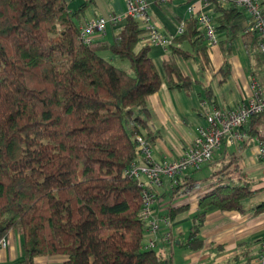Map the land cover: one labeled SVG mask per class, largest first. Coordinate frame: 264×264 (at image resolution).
<instances>
[{
  "label": "trees",
  "instance_id": "16d2710c",
  "mask_svg": "<svg viewBox=\"0 0 264 264\" xmlns=\"http://www.w3.org/2000/svg\"><path fill=\"white\" fill-rule=\"evenodd\" d=\"M88 1L69 11L65 0H0V237L21 236L23 255L15 264L51 255H60L61 264H170V253L145 243L143 187L126 173L138 158L136 136L149 146L155 137L146 98L162 82L149 46L140 44L144 29L129 16L111 42L78 39L77 19ZM213 13L215 32L237 35L238 10L214 5ZM239 34L256 45L253 34ZM166 48L164 81L188 91L192 82L174 57L187 60L192 53L201 70L209 66L210 47L196 16ZM103 52L127 61L128 69ZM203 92L210 102L209 88ZM262 125L264 110L244 128L253 135ZM224 169L206 176L216 179L191 215L184 243L191 251L202 247L198 230L208 207L243 212L255 192L252 181L236 182ZM199 185L182 174L161 196ZM182 209L168 207L166 215L173 219ZM254 209L263 210L264 201Z\"/></svg>",
  "mask_w": 264,
  "mask_h": 264
},
{
  "label": "crops",
  "instance_id": "0c3cea01",
  "mask_svg": "<svg viewBox=\"0 0 264 264\" xmlns=\"http://www.w3.org/2000/svg\"><path fill=\"white\" fill-rule=\"evenodd\" d=\"M85 1L87 0H65V5L69 11H75ZM126 1L90 0L85 4L81 13H79L77 24L82 25L87 19L96 16H120L121 19L119 22L116 24H107L102 33L95 32L92 35V40H106L111 42L118 28L124 24L123 17L125 16ZM145 1L148 3L147 15L162 34L170 35L174 33L178 21L187 17L185 0ZM235 19L232 22L237 28L236 36L232 38L225 36L223 29L216 31V36L219 41L216 45L218 50L222 54H227V56L231 52L233 54V57L228 56V63L226 62L227 65L224 72L220 69L214 71L210 60L208 68L201 70L199 63L194 59L192 53L191 57L187 60L174 57L180 71L188 76L192 82L188 91L169 88L164 81L154 93L147 96L146 104L150 113L149 126L155 135L153 141L150 143V148L151 155L155 161L171 162L179 158L183 149L192 143L197 135L198 128L204 123V118L201 116V112L204 109H233L246 103L250 97L252 93L250 83L253 80L251 78L252 70H254L253 66L258 62L262 63L264 67V63L256 45L252 44V40L248 37L240 36L241 28L235 23ZM140 44H142L141 41ZM185 44L186 46L184 43H178L176 46L189 50L188 44ZM251 50L254 52L253 62L250 57ZM169 52L170 50L166 47L154 45L153 48L149 46L148 56L153 62L161 66L163 58ZM238 52L244 55L243 59L240 60L238 58L236 54ZM208 55H210V52ZM108 59L111 60V58ZM218 73L221 74V78L215 80ZM256 80L255 78L254 81ZM256 82L264 90V82L260 83L258 80ZM223 85H227L228 89L223 94L219 93L220 97H218L216 95V88ZM206 87L210 90V102H207L204 96L203 89ZM203 99L205 105L202 104ZM235 144L238 150L247 152L250 160H252V156L255 158L256 147L250 140ZM229 147L221 144L214 152L212 158L207 161L209 162L208 164L210 165L212 160H216L218 156L224 159ZM234 156V154L231 155L235 160ZM231 157L230 160H232ZM236 158L239 159L240 155L236 156ZM259 161L262 162L261 160ZM212 163L214 164V161ZM211 167L212 164L210 165ZM225 167L226 165H223L222 169ZM198 169L200 167L197 169L187 168L183 174L187 175L188 171L194 172ZM263 187L264 184L257 188L252 187L256 191L249 198V201L245 203L243 212L222 211L214 206L208 207L205 212L203 224L198 230V235L202 240V247L195 251H191L184 246L181 240L182 229L178 225L180 221L187 220L185 217H179L188 207L184 203L185 198H182L181 196L183 195L181 194L173 197H169L166 194L162 199L166 201L167 207L183 206V209L177 211L174 218L170 219L166 213L159 211V204L163 201H156L157 206L155 210L154 204L151 206L152 215L157 220V225L159 222L161 223L158 225L157 232L159 231V234L158 238L154 237L153 247L157 244L158 251L170 253V264H253L254 257L258 252V239L264 231V209H254L257 204L264 201ZM170 190L169 180L164 178V185L162 188H157L155 193L157 194L158 191H161V195L164 191L169 192ZM172 199H179V204L172 205L170 203ZM197 200L198 198L195 203L196 208ZM164 220L169 221L170 227L164 226ZM166 234L170 238L169 243L165 241ZM5 237L7 243L5 248L0 249V264H15L21 260L23 255L21 246L22 238L19 234L12 231H7ZM150 237H152L150 234L147 232L144 233L143 238L145 241ZM179 241H181V244H179ZM34 261L36 264H61L62 257L60 255H51L37 257Z\"/></svg>",
  "mask_w": 264,
  "mask_h": 264
},
{
  "label": "built area",
  "instance_id": "2783aa9c",
  "mask_svg": "<svg viewBox=\"0 0 264 264\" xmlns=\"http://www.w3.org/2000/svg\"><path fill=\"white\" fill-rule=\"evenodd\" d=\"M214 5L236 9L242 17L243 12L247 14V17H243L241 30L256 36V46L264 63V0H192L185 6L187 17L178 21L174 33L170 35L162 34L152 23L147 15L148 3L145 0H127L124 14L136 20L144 29L141 34L142 44L161 47H166L173 38L179 36L184 30L185 20L194 15L206 36V44L212 47L217 43L215 27L203 9L208 6L214 7ZM120 19L118 15L96 16L87 19L80 25L78 39L88 44L92 41V35L95 32L102 33L107 24H116ZM250 87L252 90L250 97L246 103L236 108L204 109L201 112L204 123L198 128L192 143L183 149L182 154L175 161H155L149 151L150 146L144 143L142 137L136 136V150L143 154V160L140 164L136 161L130 163L126 173L139 180L143 187L140 216L145 221L147 233L153 235L158 230L157 220L153 217L150 207L156 196L155 190L164 185V178L169 180V184H175L176 177L182 175L187 168L197 169L200 164L209 161L221 144L231 146L250 140L255 144L257 158L264 161V125L257 127L254 135H249L244 128L251 116L264 110V90L254 80L251 81ZM202 104L205 105L204 102ZM163 223L167 225L166 220ZM258 240V252L253 264H264V231ZM165 241L167 243L170 241L167 234ZM153 242L151 238L145 241L150 247L153 246ZM6 243L5 235L1 236L0 249L5 248Z\"/></svg>",
  "mask_w": 264,
  "mask_h": 264
},
{
  "label": "rangeland",
  "instance_id": "374dc122",
  "mask_svg": "<svg viewBox=\"0 0 264 264\" xmlns=\"http://www.w3.org/2000/svg\"><path fill=\"white\" fill-rule=\"evenodd\" d=\"M191 1L192 0H185L186 3L187 2L190 3ZM203 11L210 17L211 23L214 24L213 7L208 6V7L204 8ZM242 15H243L244 18L247 17V14L244 13V12L242 13ZM243 17L242 16H238L235 19V23L238 24L240 28H242V26H243V20H244ZM215 35H216V33H215ZM216 39H217V36H216ZM184 45L186 46L185 43H184ZM153 46L154 45H152L150 47L153 48ZM209 52H210V55H209L210 64H211L212 69L214 71H218L220 69V67H222L224 65V62L228 63V56L233 57L232 52L228 56H227V54H222L218 50L216 45L212 46L210 48ZM236 54H237V56H238V58L240 60L244 58V55L241 54L240 52H238ZM101 55L103 57H105V58H111V60H112V62H113V64L115 66H117L119 68H122V69H125V70L128 69V62L127 61L119 60L118 58L113 57L111 54H109V52H103V53H101ZM250 57H251L252 62H253L254 52L252 50H251ZM153 63H154V65H155V67H156V69H157V71L159 73L160 82H164V76H163V72H162L161 66L159 64H157L156 62H153ZM253 67H254V70H252L251 78L253 80L256 78L258 81H260V83L264 82V67H263L262 63H258L257 62V63H255V65ZM217 78H221V74L220 73H218V75L215 77V80H217ZM226 89H228L227 85H223V86H220V87L216 88V91H217L216 95L218 97H220L219 93L223 94L226 91ZM149 151L151 152V148H149ZM232 154L235 155L234 157H235L236 162H232L230 160V157H231ZM142 155L143 154L138 153V158L136 159V163L137 164H140L142 162V160H143ZM225 155H226V157L224 159H221L219 156L216 158V160L213 159L212 162L214 161V164L212 162L210 163V165L212 164L211 168H210V165L208 164L209 162H207V163L201 164L199 166L200 169H198V170H196L194 172L188 171V173H187L188 175H190L192 177L200 179V185L197 186L196 188L192 189L188 194L181 196L182 198H185V200H184L185 202L184 203L188 205L187 210L179 215V217L187 218L186 221L182 220V221H180L178 223V225L182 229L181 230V240L183 241V244L185 242L186 234H187L188 227H189V224H190L191 215L194 214L196 212V210H197V208L195 207L196 199L204 191L207 190V187H208L207 184L211 182L210 180H215L216 179L215 178L216 176L212 177L213 175L211 176L212 177L211 179H210V177L208 178L206 176L210 175L215 170H218L219 168H222L223 165H226L224 170L227 173V176L229 175L232 180H234L236 182L237 181H241V179H243V176H245L249 181H252L253 186L256 187V188L260 187V186H262V184H264V161L260 162L256 158V156H255V158H254V156H252V160H250L248 158V156H247V152H243V151L241 152L240 150H238L236 144L231 145L227 149ZM239 155H240V158L237 159L236 156H239ZM157 162H160V161H157ZM240 162H241V164H240ZM237 165H238V167L236 168ZM205 180H207V181H205ZM263 188H261V189H263ZM160 193H161V191H158V193L156 194L157 196H155L153 198V201L155 203L153 202L151 204V206L154 204V210H155V207L157 206V202L156 201H158V200H160V202L163 201L162 198H164V197L161 196ZM170 203L172 205L173 204L174 205H178L179 204V199H175V200L172 199ZM159 205H160L159 211L163 212V213H166L167 210H168V207L166 206V201L164 200ZM161 207H163V208H161ZM150 209L152 210V207H150ZM166 222H167V225H165L163 223L164 226L170 227L169 221L166 220ZM160 224L161 223L159 222L158 225H160ZM158 234H159V231L156 232L154 235H152L150 233V236H152L153 239H154V237L158 238ZM152 237H150V238H152ZM154 241H155V239H154ZM153 248L157 250V248H158L157 244Z\"/></svg>",
  "mask_w": 264,
  "mask_h": 264
},
{
  "label": "water",
  "instance_id": "95a60500",
  "mask_svg": "<svg viewBox=\"0 0 264 264\" xmlns=\"http://www.w3.org/2000/svg\"><path fill=\"white\" fill-rule=\"evenodd\" d=\"M164 264H166V263L164 262Z\"/></svg>",
  "mask_w": 264,
  "mask_h": 264
}]
</instances>
